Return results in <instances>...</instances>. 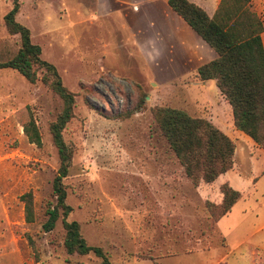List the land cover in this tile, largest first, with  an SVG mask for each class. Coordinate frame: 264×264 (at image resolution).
Segmentation results:
<instances>
[{"label":"rangeland","instance_id":"obj_1","mask_svg":"<svg viewBox=\"0 0 264 264\" xmlns=\"http://www.w3.org/2000/svg\"><path fill=\"white\" fill-rule=\"evenodd\" d=\"M125 1L130 4L19 0L15 20L30 31L41 59L56 68L75 95L73 118L62 132L73 149L63 179L71 208L67 221L77 222L87 245L101 248L110 264H215L264 221V149L233 126L215 81L198 84L196 72H185L216 53L193 33L204 50L202 59L167 67V56L151 57L149 49L140 48L165 33L164 9L181 19L165 5L154 12L151 4ZM12 2L0 0V62L12 58L20 45L3 20ZM206 2L204 11L211 13L218 0ZM251 9L264 25V0H253ZM261 37L264 46V32ZM161 45L165 41L154 49ZM154 107L206 119L233 141L231 170L244 177L233 185L242 199L219 228L222 184L192 185L153 119ZM61 109L59 97L42 83L0 69V264L101 263L93 253L65 252L61 219L51 232L42 230L46 208L55 204L52 181L59 166L49 125ZM30 120L40 146L23 132ZM27 192L32 223L24 222L20 200ZM223 264H264V229Z\"/></svg>","mask_w":264,"mask_h":264},{"label":"trees","instance_id":"obj_2","mask_svg":"<svg viewBox=\"0 0 264 264\" xmlns=\"http://www.w3.org/2000/svg\"><path fill=\"white\" fill-rule=\"evenodd\" d=\"M253 0H219L212 16L188 0H167L170 9L215 53L216 58L197 69L201 82L215 81L220 95L231 109L233 126L247 136L258 148L264 149V46L261 18L251 9ZM19 0H13L3 20L10 35H18L20 45L16 54L0 62V69L16 71L27 82L42 83L62 103V109L49 125L52 143L57 151L59 166L52 181L55 204L47 206L43 232H51L58 219L64 230L63 248L68 255L93 253L100 264H110L101 248L90 247L80 233L79 224L67 221L71 208L66 205L63 179L71 166L73 149L62 132L73 118L75 95L62 83L56 68L41 59L40 48L31 41L30 31L15 20ZM161 135L170 151L182 166L194 186L210 184L231 170L234 143L211 122L189 116L186 112L168 107L151 110ZM29 142L41 145L37 126L30 120L23 128ZM222 201L217 208L216 222L226 215L240 198L238 191L227 183L220 186ZM24 222L34 221L32 194L20 196ZM139 260H151L140 258Z\"/></svg>","mask_w":264,"mask_h":264},{"label":"crops","instance_id":"obj_3","mask_svg":"<svg viewBox=\"0 0 264 264\" xmlns=\"http://www.w3.org/2000/svg\"><path fill=\"white\" fill-rule=\"evenodd\" d=\"M116 2H118L119 4L123 5H128L130 3H127L125 0H114ZM196 5H198L199 7H201L202 9H205V6L208 2H206V0H188ZM219 2V0H218ZM218 2H214L212 3V11L211 13H207L208 16H212L217 5ZM151 4L154 8V12H158V7H161L163 9V6L165 5L166 7H168L170 9V7L167 4V0H138L134 6H145ZM170 11L172 13H174L171 9ZM164 14V18L165 20H163V23L161 24L162 27H165V33L156 37L155 39H152V41H150V43L148 42L147 44H145L142 48L140 49H149L148 55H150L152 57L153 56H157L160 55L162 58L164 57H168L166 60H168L167 63H170V66L168 64L167 67H171L173 63H179L180 62H196V61H200L204 55V50L198 40V36L191 30V28L179 17L177 16L175 13V15L177 17H179L181 19L182 22H179L178 20H176V18H174L172 16V14H170V12H166V10L164 9V12H162ZM198 37L196 38V36H194V34ZM200 39V38H199ZM165 41V45H161L159 46V50L157 51L156 49H154V46L160 44L161 42ZM204 43V42H203ZM163 46V47H162ZM216 58V57H215ZM214 58V59H215ZM212 61V60H211ZM210 62V61H209ZM208 63V62H207ZM206 64V63H205ZM204 65V64H203ZM202 66V65H201ZM200 67V64L196 65L195 67L192 68L191 70H186L185 72H189V73H195L196 77H197V69ZM202 84L203 82H201L198 79V84ZM216 85V84H215ZM222 97V96H221ZM223 98V97H222ZM258 150V149H255ZM241 175L235 173V171L233 172V170H230L222 175H220L216 181L218 182V185L227 183L232 189L239 191V188L237 187V185H233V183H235L236 178L241 179ZM244 178V177H242ZM245 178H249V177H245ZM242 199L241 193H240V198L238 199V201L232 206L231 209H233L238 203L239 200ZM230 209V211H231ZM228 212L227 214H230L231 212ZM226 214V215H227ZM224 215L223 217H221L217 222H216V227L219 228V223L221 222V220L226 216ZM246 226H247V221H245ZM264 229V221H262L260 223V225H258L256 227V229H254L253 231H251V233L249 235H247L242 241L236 243L234 245V247H232L231 249L228 250V253L225 252V254H223L217 261L215 264H223L224 261L226 260V258H228L229 253H231L233 250H236L240 247V245L246 241L248 238H250L253 234H256L257 232H260ZM254 247V245H252ZM246 252L254 254L255 255V251H252L250 249L246 250Z\"/></svg>","mask_w":264,"mask_h":264}]
</instances>
